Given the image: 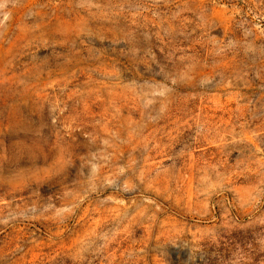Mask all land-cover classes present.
<instances>
[{"label":"rangeland","instance_id":"rangeland-1","mask_svg":"<svg viewBox=\"0 0 264 264\" xmlns=\"http://www.w3.org/2000/svg\"><path fill=\"white\" fill-rule=\"evenodd\" d=\"M0 264H264V0H0Z\"/></svg>","mask_w":264,"mask_h":264}]
</instances>
